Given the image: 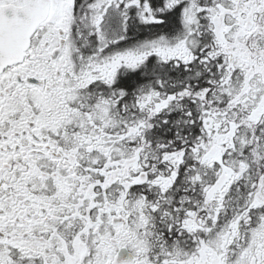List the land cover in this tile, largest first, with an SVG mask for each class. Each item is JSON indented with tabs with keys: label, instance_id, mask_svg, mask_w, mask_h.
<instances>
[{
	"label": "snow or ice",
	"instance_id": "obj_1",
	"mask_svg": "<svg viewBox=\"0 0 264 264\" xmlns=\"http://www.w3.org/2000/svg\"><path fill=\"white\" fill-rule=\"evenodd\" d=\"M0 264H264V0H0Z\"/></svg>",
	"mask_w": 264,
	"mask_h": 264
}]
</instances>
